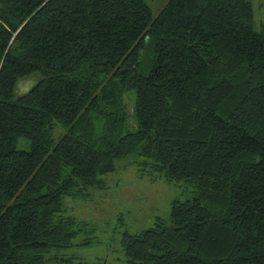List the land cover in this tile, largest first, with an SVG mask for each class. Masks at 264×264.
<instances>
[{
  "label": "trees",
  "instance_id": "1",
  "mask_svg": "<svg viewBox=\"0 0 264 264\" xmlns=\"http://www.w3.org/2000/svg\"><path fill=\"white\" fill-rule=\"evenodd\" d=\"M259 2L0 0V264H82L67 205L130 158L190 196L123 234L129 264H264Z\"/></svg>",
  "mask_w": 264,
  "mask_h": 264
},
{
  "label": "rangeland",
  "instance_id": "2",
  "mask_svg": "<svg viewBox=\"0 0 264 264\" xmlns=\"http://www.w3.org/2000/svg\"><path fill=\"white\" fill-rule=\"evenodd\" d=\"M255 1L257 6L260 5V0ZM147 2L153 15L157 16L168 0ZM263 11L264 9L262 13ZM34 84L33 80L23 81L19 92L20 89L27 90ZM20 147L26 150L30 148L29 143L25 142H22ZM134 162V158L117 162V172L105 177L110 184L106 194L93 196L89 199V204L81 200L68 203L69 215L72 214L89 226L87 231L80 233L79 242L89 239L91 244L77 245L66 251V254L75 258L76 262L129 264L123 251L121 241L123 234L140 233L153 227L157 219L170 224L172 203L190 196L181 190V183L165 182L155 174H142Z\"/></svg>",
  "mask_w": 264,
  "mask_h": 264
}]
</instances>
